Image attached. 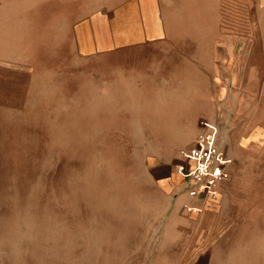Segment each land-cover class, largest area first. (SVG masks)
Returning <instances> with one entry per match:
<instances>
[{"label":"rangeland","instance_id":"374dc122","mask_svg":"<svg viewBox=\"0 0 264 264\" xmlns=\"http://www.w3.org/2000/svg\"><path fill=\"white\" fill-rule=\"evenodd\" d=\"M241 1L0 0V264H264ZM202 120L231 160L204 220L170 178Z\"/></svg>","mask_w":264,"mask_h":264},{"label":"built area","instance_id":"2783aa9c","mask_svg":"<svg viewBox=\"0 0 264 264\" xmlns=\"http://www.w3.org/2000/svg\"><path fill=\"white\" fill-rule=\"evenodd\" d=\"M216 134V126L202 120L193 143L178 151V160L173 165L174 173L180 176L179 192L187 198L181 208L188 214L201 212L194 201H217L222 187L231 178V160L218 144Z\"/></svg>","mask_w":264,"mask_h":264},{"label":"crops","instance_id":"0c3cea01","mask_svg":"<svg viewBox=\"0 0 264 264\" xmlns=\"http://www.w3.org/2000/svg\"><path fill=\"white\" fill-rule=\"evenodd\" d=\"M238 3L240 7H238L239 11L236 20L234 21V26L231 27L232 30H230L227 35H238V39L243 41L241 50L242 59L240 60V64L236 66L238 68L236 70V75H232L233 69H230V66H227V71L229 69L228 77L231 76V81L233 79L237 85L244 87L245 96L253 98L261 95V92L264 91V0H247L246 3L242 1ZM241 8L242 10H240ZM245 39L252 41L251 47L245 48ZM245 56L247 58H245ZM249 56L259 57V60L252 59L251 62L248 58ZM196 136L192 139L189 145L193 143ZM170 178L175 182L180 181V176L174 172H171ZM172 180L171 183L175 185V182H172ZM223 195V191H221L217 202L194 201V203L199 204L201 207V212L196 215H201L204 220L208 215L207 213H210L209 211L214 210V207L219 204ZM181 198V196L178 197V201L182 200ZM186 199L187 198L185 197L184 201ZM184 212L185 211H183V213ZM185 222H190V220H185L184 223Z\"/></svg>","mask_w":264,"mask_h":264}]
</instances>
